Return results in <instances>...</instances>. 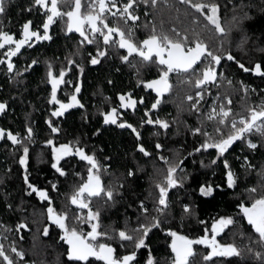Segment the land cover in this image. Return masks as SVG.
Listing matches in <instances>:
<instances>
[{"label":"snow or ice","instance_id":"obj_1","mask_svg":"<svg viewBox=\"0 0 264 264\" xmlns=\"http://www.w3.org/2000/svg\"><path fill=\"white\" fill-rule=\"evenodd\" d=\"M10 2L11 0H0V16L7 14L6 5ZM176 3L183 5L186 12L190 11V22L198 26L200 31L194 27L191 34L187 30L181 33L173 27L169 31L174 35H169L168 32L157 31L153 21H147L143 27L147 29L149 24L152 25L149 34L146 38L137 41L134 29L140 27L138 22L141 5H143V15L148 17L150 10L157 9L161 4L164 7H170L169 0H83V2L82 0H31L30 6L25 11L39 13L43 17L41 24L33 26L32 20L25 21L20 26L18 37L16 33L5 31L0 24V50H2L0 51V68L7 75L9 82L20 83L24 73L40 63L39 59L32 58L30 62L26 61L25 67L21 69L17 67L13 57L19 58L23 55L21 49H31L37 42L52 41L50 28L57 20L60 21L61 31L65 36L75 33L80 38L75 51L65 57L66 65L62 63L58 74L54 72L52 62H45L46 82L50 85L47 103L54 106L49 109L50 116L45 118L50 132L43 142L44 146L50 149V167L59 177H67L68 172L64 165L71 163V159H77L87 165L86 178L79 172L74 173L80 177V183L68 196L69 203L77 209L74 215L70 217L67 211H58L53 206L49 191L38 188L30 181L29 145L35 143L36 135L31 122H26L24 134L0 127V141L10 142V150L13 154L19 153L17 162L23 170L25 194L35 193L41 202L47 201L48 223L43 226V235L49 234L50 225H55L59 229L60 240L67 245L66 264H95V262L139 264L137 255L141 249L147 250L144 264H157L146 242L153 230H159L171 237L168 247L172 255L165 264H216L214 258H223V264H231L229 258H243L245 251L256 261V264H264V190L258 192L255 186L245 189L248 193V202L241 201L237 204L241 218L255 234V239L251 236L248 238V243L244 245L243 250L235 243H223L217 239L221 233L225 232V229L236 224L232 216L214 217L211 219L210 226L205 220H198V223L205 227L203 234L196 238H189L170 227H165L171 207L170 192L173 189L179 191L189 178L185 166V160L188 157H193L195 163L196 154H200L201 157L205 154L210 156L211 159L207 164L200 159L202 168L218 166L222 163L226 186L228 189H235L238 186L239 177L233 171L226 153H229L237 141L252 154L264 149V99L257 104H247L245 107L247 115H245L233 110V101L228 91H220L225 83L229 87L233 86L232 79L225 75V63L234 62L243 72L264 77V62H254L253 66H245L231 51L224 49L225 38L231 29H226L222 24L219 0H176ZM227 3L233 5L234 11L237 7L241 9V15L231 17L233 27L239 29L243 21L249 19L248 12L243 11L245 5H236L233 0H227ZM203 31L214 32L217 35L218 44L215 50L201 38ZM241 40L244 42L245 37H241ZM89 45L95 46V55L88 53V62L91 65L99 64L101 58L107 59L114 53L122 63H127L134 68L137 75L149 62L154 61L159 68L157 78L138 79V85L155 93L154 102L151 103L150 108L144 109L139 125L124 119L125 112L131 110L134 114L137 104L144 103L143 97L137 100L130 92L117 93L119 104L100 112L103 124L115 125L130 131V134L135 137V151L146 158L154 156V159L162 163V167L156 169L157 178L152 182L154 193L149 192L148 197L137 201L134 226L131 224L132 218H128V223L119 229L111 226L105 228L101 220L102 210L115 205L116 197L122 196L121 190L125 182H120L116 189L106 187L102 181V174L107 173L108 165H102L94 153L86 151L79 139L64 143L57 142L61 127L53 118L64 117L65 113L74 107H84L78 99V94L81 93L79 76L83 74L84 69L73 57L80 55V50ZM130 57L133 59L130 60ZM137 57L139 63L135 62ZM74 68L77 71L75 83L71 79H66L67 74ZM170 73L183 74L185 82L193 89L185 94L184 100L188 102V110L195 115L198 124L190 127L188 131L192 136L201 137L197 145L186 155L175 157L164 155V145L159 141L154 144L155 153L150 152L142 142L143 136L140 131V128L147 124L158 126V129L164 130L163 134L167 135V130L171 126L170 122L158 116L153 119L151 113L158 109L162 97L170 93L172 89ZM108 83L111 84L112 81L109 80ZM237 83L239 91L243 93L242 99L247 98L250 92L256 91L242 81ZM61 85L72 89L67 94L66 102L58 98ZM213 89L216 91L213 92ZM260 91L264 92V89ZM8 110V102L0 101V115L6 114ZM205 122L213 124L211 133L206 129ZM99 131L97 129L94 134ZM159 134V131L154 133V135ZM253 137L258 139L254 140ZM210 150H214V154ZM108 159L110 157H105V160ZM236 159L242 161L240 165L242 169L248 172L255 169L248 155L236 157ZM137 171L138 169L129 168L126 181L135 178ZM256 174L260 177V188L264 189V168L256 170ZM49 183L52 191H58L56 182ZM216 189L222 190V185L201 183L199 194L210 197ZM148 198H151V207L146 203ZM94 203L97 205L95 208ZM7 206L11 209V204ZM129 207L131 208L132 205ZM183 212L188 216L193 215L188 204L183 205ZM82 225H86L89 230L85 232ZM0 228H3L5 233L14 231L21 241L23 240L21 230H29L26 222H19L15 229L7 228L3 224H0ZM243 235L242 232L241 236ZM3 241H7V236L0 233V264H33L26 260V253L18 248L16 241L8 242L7 247ZM195 245L203 246L206 254L194 249ZM254 245L259 250H256ZM118 249L124 251L120 252Z\"/></svg>","mask_w":264,"mask_h":264},{"label":"trees","instance_id":"obj_2","mask_svg":"<svg viewBox=\"0 0 264 264\" xmlns=\"http://www.w3.org/2000/svg\"><path fill=\"white\" fill-rule=\"evenodd\" d=\"M83 2V0H82ZM221 4L222 24L226 29H231L229 35L225 38L224 49L231 51L245 66H253L254 62H264V0H233L236 5H245L243 11L248 12L249 19L243 21L241 27H233L231 17L241 15V9L237 7L233 10V5L228 4L227 0H219ZM31 4V0H11L7 3V14L0 16V24L5 31L20 32V26L27 20L33 21V26L42 23L43 17L37 12L25 11ZM170 7H164L162 4L155 10H150L148 17L140 12L139 28L134 29L135 39L142 40L146 38L152 27L143 25L147 21H153L157 31L168 32L173 27L181 33L185 30L191 34L198 26L190 22V11L186 12L183 5L176 3V0H169ZM250 5V6H249ZM179 8V11H177ZM83 10V9H82ZM66 19V18H65ZM201 22L202 18H201ZM229 25L230 28H227ZM59 20L50 28L53 40L41 46L27 49L15 60L17 67L23 69L25 62L32 58H37L40 63L32 70L24 73L20 83L9 82L7 75L0 68V101H7L9 110L6 114L0 115V127L10 129L13 132L24 134L26 122H31L35 130V143L30 144L29 173L30 181L38 188L47 189L53 199V206L58 211H67L71 217L77 211L75 206L68 201V196L72 193L74 187L80 183V177L74 173L79 172L86 178L87 165L77 159H71V163L64 167L68 172L67 177H59L50 167V149L44 146V140L48 138L50 130L45 123V118L50 116L49 104L47 103L50 88L46 82V61L53 65L65 63V57L71 55L75 49L77 37L73 35L65 36L61 31ZM241 37H245L242 42ZM201 38L204 39L210 47L215 50L218 44V37L207 31L201 32ZM81 54L76 55V62L83 66V74L79 76L81 82L82 94L78 96L83 108H77L70 111L64 117L55 119L61 132L57 137L58 143L68 142L79 139L81 145L86 151L94 153L102 165H108L107 173L102 174V181L106 187L116 189L120 182H125L122 196H117V203L111 207L102 210L101 220L105 228L111 226L114 228L124 227L128 223V218H132L131 224H135L136 205L140 199L148 197L149 192L154 193L152 187L153 179L157 178L156 169L162 167V163L153 157H143L142 154L135 151V137L127 129H120L115 125L103 124L101 111H107L109 107H115L119 104L117 93H132L138 97L142 93L139 88L138 79L150 80L159 75V68L154 63H147L141 68L139 75L136 70L123 64L114 53L109 58H101L97 65H91L88 53L95 55V46H85L80 50ZM139 63L138 60H135ZM62 65V64H61ZM225 75L233 81V86L229 87L226 83L220 89L231 94L234 111L242 112L247 115L245 107L247 104H257L264 99V77H259L251 72L245 73L234 62L224 64ZM77 71L73 69L71 80L76 82ZM20 79V78H18ZM112 83L109 84L108 81ZM238 81H242L250 88L256 89L250 92L249 96L242 99L243 93L239 91ZM172 89L162 97V102L158 106L155 116L170 122V128L167 135L164 130H159L158 126L145 124L140 131L142 132L145 147L155 153L154 144L159 141L164 145L163 154L169 157L177 155H186L201 140L199 136H192L188 129L197 126L198 122L194 114L188 110V102L184 100L186 93L193 91L188 83L185 82L184 75H178L171 83ZM72 91L70 89L69 93ZM216 89H213L215 92ZM67 94H62V99L67 101ZM105 98H109L106 100ZM148 95L145 100H147ZM150 108V107H149ZM142 111L136 113L124 114V119L134 125H139L143 117ZM156 117H153L155 119ZM173 121H175L173 123ZM206 129L211 133L213 124L205 122ZM99 129V133L94 134ZM159 131V135H154ZM254 140L258 137H253ZM10 142L0 144V224L7 228L15 229L19 222H26L29 230H21L23 240L12 233H5L7 242L16 241L18 248L26 252V260L33 264H66L67 245L60 240L59 229L55 225H50L49 234L43 235V226L48 223L46 219L47 201L41 202L33 193L25 194V188L22 176V169L18 164L19 153L13 154L10 150ZM214 154V150H210ZM233 171L239 177L238 186L235 189H228L225 183L223 164L218 166L204 167L200 166V159L205 164L211 159L205 154L200 156L196 154L195 163L193 157L185 160V166L189 173V178L184 182V187L177 191L173 189L170 192L171 207L169 218L165 227H170L182 235L189 238H196L203 234L205 225L198 223L202 219L210 226L212 218L219 216H232L236 224L225 229L220 234L219 240L223 243H235L237 247L244 249L251 236L255 239V234L251 232L250 226L241 218L237 204L241 201L248 202V193L245 189L248 187H257L258 192L264 189L260 188V177L256 170L264 168V149L257 150L255 154L250 153L237 141L233 147L226 153ZM248 155L250 161L255 165L251 172L241 168V160L236 157ZM105 157L110 159L105 160ZM63 163V162H62ZM129 168L137 170L136 177L126 181V173ZM50 181L56 182L58 191L51 190ZM201 183H210L222 185L221 189H216L213 196L203 197L199 194V185ZM146 203L151 207V198L146 199ZM11 204V209L8 208ZM188 204L192 216L183 212V205ZM129 205H132L130 208ZM97 205L94 203L93 207ZM71 223V221H69ZM84 231L89 229L82 225ZM3 229V228H2ZM4 231V229H3ZM244 233L241 236V233ZM11 234V239L8 235ZM5 243L8 246V243ZM151 249L152 255L156 258L157 264H165V261L172 255L168 245L171 237L159 230H153L146 241ZM115 246V245H114ZM256 248V246H253ZM198 252H204L203 246L196 245ZM131 250V249H129ZM256 250H259L256 248ZM123 252L124 250L118 249ZM147 250L141 249L138 252L137 259L139 264H144ZM93 259V258H90ZM216 264H223V258H214ZM231 264H256L250 254L243 252V258H229ZM100 264V262H95Z\"/></svg>","mask_w":264,"mask_h":264},{"label":"flooded vegetation","instance_id":"obj_3","mask_svg":"<svg viewBox=\"0 0 264 264\" xmlns=\"http://www.w3.org/2000/svg\"><path fill=\"white\" fill-rule=\"evenodd\" d=\"M141 10H143V5H141ZM141 12V11H140ZM43 30L41 29V32H42ZM9 32H11V31H9ZM11 33H14L13 31L11 32ZM16 33V32H15ZM17 34V33H16ZM50 34H51V30H50ZM69 35H73V36H75V37H77L78 39H80L79 38V36H78V34H75V33H71V34H69ZM18 37V36H17ZM137 41H139V40H137ZM46 42L47 43H51L52 41H44V42H37L36 43V45L34 46V47H37V46H41V45H44V44H46ZM33 47V48H34ZM32 49V48H31ZM25 50H27V48H25V49H21V51H22V53L25 51ZM30 50V49H29ZM0 51H2V50H0ZM121 52L123 53V50H121ZM126 54V53H125ZM75 60H76V57L74 56L73 57ZM17 59V57H13V60L15 61ZM130 60H132L133 58L132 57H130L129 58ZM136 60H138L139 61V58L137 57L136 58ZM151 63H154L155 64V62L153 61V62H149V64H151ZM62 64V63H61ZM61 64H57L56 63V65H54V72L55 73H57L58 74V71H59V68L62 66ZM65 64V63H64ZM123 64H127V63H123ZM74 70H75V68H74ZM72 73H73V71L72 72H69L68 74H67V76H66V79H71L70 78V76H72ZM178 75H183V74H179V73H170V75H169V79H170V83H172V81L173 80H175L176 79V77L178 76ZM151 80V79H150ZM73 83H74V81H73ZM48 87L50 88V85H48ZM142 88L143 90H142V93H140L139 95H138V97H134V98H136L137 100H139V98L140 97H143L144 98V103L141 105V104H137V110H136V112H140V111H142V112H144V109L145 108H149L150 106H151V103L152 102H154V99H155V93H153L151 90H145L144 88H143V86L142 85H139V88ZM70 89L71 88H66L64 85H61V88H60V90H58V98L59 99H61V100H63L62 99V94H66V93H69V91H70ZM82 94V92L81 93H79L78 94V96L79 95H81ZM133 95V94H132ZM148 95V98H147V100H145V98H146V96ZM166 95V94H165ZM80 97V96H79ZM79 99V98H78ZM66 102V101H65ZM51 107H54V106H49V109L51 108ZM78 107H74V108H72V109H70L69 110V112L70 111H72V110H74V109H77ZM158 110V109H157ZM157 110H154L152 113H151V115H152V117H156L155 116V114L157 113ZM121 111H123V110H121ZM69 112H66L65 113V115L66 114H68ZM135 112V113H136ZM126 113H133L131 110H128L127 112H125V114ZM56 119H59V118H56ZM4 141H0V144H2ZM11 229H13V228H11ZM0 233H2L3 235H5V233H4V231H3V229L2 228H0ZM9 233H12V232H9ZM8 237L11 239V234L10 235H8ZM8 240V239H7ZM4 243H6L7 241H3ZM8 243V242H7ZM7 247V246H6Z\"/></svg>","mask_w":264,"mask_h":264},{"label":"rangeland","instance_id":"obj_4","mask_svg":"<svg viewBox=\"0 0 264 264\" xmlns=\"http://www.w3.org/2000/svg\"><path fill=\"white\" fill-rule=\"evenodd\" d=\"M225 26H226L227 28H230L229 25H226V24H225ZM230 32H231V31H230ZM228 35H229V34H228ZM219 237H220V235L217 237L218 240H219ZM195 246H196V245H195ZM195 246H194V248H195ZM25 253H26V252H25ZM26 254H27V253H26ZM30 262H31V261H30Z\"/></svg>","mask_w":264,"mask_h":264}]
</instances>
